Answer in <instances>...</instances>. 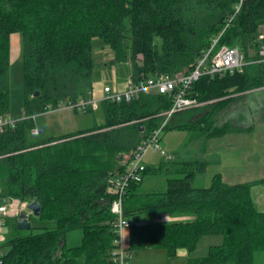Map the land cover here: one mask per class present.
Here are the masks:
<instances>
[{
	"label": "trees",
	"instance_id": "1",
	"mask_svg": "<svg viewBox=\"0 0 264 264\" xmlns=\"http://www.w3.org/2000/svg\"><path fill=\"white\" fill-rule=\"evenodd\" d=\"M240 1L0 0V115L10 113L11 37L18 34L25 117L0 134V197L37 202L43 223L24 231L17 229V218L7 222L12 234L4 264H112L111 180L126 171L137 147L162 125L174 97L154 93L131 102L104 101L100 124L59 137L32 135L34 116L91 97L96 39L112 52L110 65H131L130 81L135 82L161 73L188 74L219 36L220 46L238 47L249 63L242 72L202 77L188 94L211 110L198 118L175 113L164 129L192 131L195 139L241 131L229 121L216 122L218 114L225 112V117L248 93H264L259 54L264 0H243L225 28ZM257 114L264 119V100ZM207 166L206 161L177 160L147 168L144 177L168 175L166 192L136 194L131 188L139 184L130 186L124 201L127 219L137 213L195 216L185 223L131 225L130 251L162 249L172 257L179 249L194 252L205 237L220 236L222 243L195 263L255 264L256 254L264 252V213L251 189L264 179L228 184L215 175L210 186L195 187V177ZM74 231L81 232V240L69 246L67 236Z\"/></svg>",
	"mask_w": 264,
	"mask_h": 264
},
{
	"label": "built area",
	"instance_id": "2",
	"mask_svg": "<svg viewBox=\"0 0 264 264\" xmlns=\"http://www.w3.org/2000/svg\"><path fill=\"white\" fill-rule=\"evenodd\" d=\"M242 2L243 0L236 7L234 16L229 19L225 28L229 26V23L239 12ZM219 38L220 36L213 39L210 48L196 61L192 70L184 76L173 78L169 74L161 73L138 82L130 81L123 91L118 92H114L111 87L106 86L104 88L105 98L103 100H94L92 97L76 101L68 100L54 108L50 107L48 109V112L62 110L83 112L90 108L96 109L99 103L104 101L131 102L142 94H173V105L164 114L162 125L148 134L137 147L126 171L116 175L111 180L109 193L114 196L110 205V210L113 214L111 226L115 235L113 248L110 251L112 264H131V253L126 241V231L131 228L132 223L124 214V201L130 186L132 184H140L144 180V172L147 169L144 162L145 155L152 151L169 160L173 158L160 144V135L164 130V126L173 114L200 105L194 98L188 96L195 82L199 81L202 77H222L226 74L242 72L244 67L249 64L238 47L220 46ZM259 40H264V34L259 35ZM259 54L264 60V43H261L259 46ZM18 121L20 120L11 119L9 114L0 115V134L9 128L15 127ZM38 134L39 130L37 128L32 130V135L37 136ZM2 200L0 197V264H4L5 252L2 245V233L7 226V221L10 218H18L20 213L27 208V204L22 203L18 199H6V203H3Z\"/></svg>",
	"mask_w": 264,
	"mask_h": 264
},
{
	"label": "crops",
	"instance_id": "3",
	"mask_svg": "<svg viewBox=\"0 0 264 264\" xmlns=\"http://www.w3.org/2000/svg\"><path fill=\"white\" fill-rule=\"evenodd\" d=\"M21 58L22 38L20 35L14 34L11 37V70L12 66H15V64L18 63V60H21ZM245 99L254 100L255 105H253L255 112L257 113L262 104V100H264V93L260 94L258 92H250ZM47 113L49 112L47 111ZM47 113L34 116L36 128L39 130V135H42V137L63 136L61 134L53 135L51 130L52 127L56 128L59 125V119L57 118L58 115H52L50 118L43 117ZM250 113L249 115L251 116L254 112ZM38 116H42L40 123L37 120ZM239 128H242L241 131L233 132L238 133L236 135L228 134L221 138L215 139H206L205 137H198L194 139L193 134H187L186 137L189 139L190 144L197 141H202V147L200 148L201 153L198 157H196L197 159H183L175 153L176 151L168 150V153L173 156V158L169 160L155 152L150 151L144 157L145 165L149 170H153L159 167L161 164L170 163L177 160L206 161L208 163L206 170L195 177V179L198 176L199 179H202L203 177L204 186H210L212 178L215 175H220L228 184L258 182L264 179V119L258 118V120L253 122V124L239 126ZM79 130L83 129H77L70 133H74ZM174 131V133H180L185 138L186 132L184 131L187 130ZM44 132H46V136L43 135ZM190 132L192 131H189V133ZM70 133H65V135ZM182 139L180 141L179 147L183 146ZM168 144L169 141H167V145ZM179 147H177V150ZM164 149L167 151L166 148ZM210 167L213 168L209 170ZM167 179L168 175L149 173L144 177L143 182L133 187V189L131 188V191L136 194L166 192ZM251 195L257 209L264 213V184L257 183L253 185L251 189ZM28 214L30 221V216L33 214L29 211ZM14 220L15 218H10L8 220L9 222H7L13 223ZM129 220L132 223V226L146 225L149 223L170 225L180 222H192L195 220V216L190 214H166L159 218H152L146 214L137 213L132 215ZM7 226L9 225L7 224ZM130 229L126 231V241L128 248H130ZM11 234L12 233L10 230V235ZM202 241L203 239L200 241L199 245ZM199 245L192 253H189L185 249H179L172 257L168 256L166 251L155 248L131 250L130 253L131 258H134V264H200L195 263V261L206 258L212 245H207L204 247V250L198 252V248L200 247Z\"/></svg>",
	"mask_w": 264,
	"mask_h": 264
},
{
	"label": "rangeland",
	"instance_id": "4",
	"mask_svg": "<svg viewBox=\"0 0 264 264\" xmlns=\"http://www.w3.org/2000/svg\"><path fill=\"white\" fill-rule=\"evenodd\" d=\"M259 34H264V26L261 27V31ZM101 41L96 39L94 42V58L96 62V68L93 74V82H92V90L91 97L94 100H103L105 98L104 88L109 86L112 88L114 92L123 91L126 85L131 80V65L118 63L114 65H110V61L112 59V52L110 49L102 47ZM252 56L256 54V52H251ZM11 76V103H10V113L9 116L13 120H21L23 118V100H24V92H23V61L18 60V63L15 66H12V70L10 73ZM254 100H243L242 102H238L231 108V112L227 113L224 117L223 114H218L216 117L217 123H223L225 121H229L231 124L235 126H246L253 124V122L257 121L259 118V114L255 112L254 108ZM205 103H201L200 106H196L194 108H190L184 110L185 114L196 115V117H201L206 111H210L211 108L205 106ZM101 103H99L98 107L89 113H76L73 110H62L49 112L45 114L43 117L50 118L52 115H58L59 119L58 127H52L53 135H65V133H70L77 129H87L93 127L94 125L99 124L103 121L104 117L101 114L99 107ZM92 109V108H91ZM182 112V111H181ZM178 112V113H181ZM250 112H254L251 116ZM197 114H199L197 116ZM251 114V113H250ZM195 117V116H194ZM42 116H38L37 120L40 123ZM174 130L165 131V129L161 132V146L169 151H176L175 153L179 155L180 158L183 159H197L201 153L200 148L202 147V141H197L192 144L189 143V139H187V134H193V132H186L185 138L180 133H174ZM236 135L238 133H232L230 135ZM46 136V132L43 133ZM184 138V139H182ZM183 141V146L179 147L180 141ZM195 139V138H194ZM167 141L169 144L167 145ZM177 147L179 149L177 150ZM169 150V151H168ZM213 167H210L211 170ZM195 187H207L204 186L203 177L199 179V176L193 182ZM16 219V218H15ZM30 222L34 227H38L43 225V223L34 215L30 216ZM18 220V218H17ZM11 226H6L2 235H3V250L6 252L8 247L5 245L9 241ZM81 240V232L74 231L68 234L67 243L69 246H75L80 243ZM222 243V237L220 236H209L203 238V241L199 245L198 252L204 250V247L207 245H219ZM131 264H134V258H131ZM255 264H264V252H260L256 254Z\"/></svg>",
	"mask_w": 264,
	"mask_h": 264
},
{
	"label": "water",
	"instance_id": "5",
	"mask_svg": "<svg viewBox=\"0 0 264 264\" xmlns=\"http://www.w3.org/2000/svg\"><path fill=\"white\" fill-rule=\"evenodd\" d=\"M39 95H40V93L36 92L34 96L38 97ZM141 130H143V128H141ZM0 192H1V189H0ZM2 201H3V203L7 202V200L5 198ZM28 211L30 213H32L35 217H39L41 214V206L37 202L30 203L27 205L26 210L22 211L18 217V220H17V229L18 230L27 231V230L31 229L32 224L28 218L29 217Z\"/></svg>",
	"mask_w": 264,
	"mask_h": 264
},
{
	"label": "bare ground",
	"instance_id": "6",
	"mask_svg": "<svg viewBox=\"0 0 264 264\" xmlns=\"http://www.w3.org/2000/svg\"><path fill=\"white\" fill-rule=\"evenodd\" d=\"M31 220V219H30ZM9 222V221H8Z\"/></svg>",
	"mask_w": 264,
	"mask_h": 264
}]
</instances>
